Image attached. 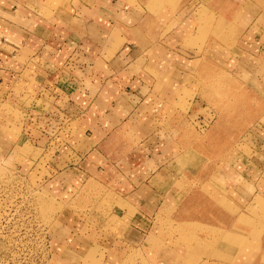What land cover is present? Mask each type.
Returning a JSON list of instances; mask_svg holds the SVG:
<instances>
[{
    "label": "crops",
    "instance_id": "obj_1",
    "mask_svg": "<svg viewBox=\"0 0 264 264\" xmlns=\"http://www.w3.org/2000/svg\"><path fill=\"white\" fill-rule=\"evenodd\" d=\"M206 66L253 120L209 165L172 132ZM0 87L30 103L7 157L48 172L60 264H264V0H0Z\"/></svg>",
    "mask_w": 264,
    "mask_h": 264
},
{
    "label": "rangeland",
    "instance_id": "obj_2",
    "mask_svg": "<svg viewBox=\"0 0 264 264\" xmlns=\"http://www.w3.org/2000/svg\"><path fill=\"white\" fill-rule=\"evenodd\" d=\"M197 80L199 87L195 89L200 91V100L195 104L187 101L177 104V131L172 132L176 137L179 131L185 133L187 145L198 147L196 153L209 165L223 151L218 146L224 145L229 135L227 130L231 127L242 130L236 128L253 120L243 117L241 92L238 97L228 73L206 66ZM3 90L0 87V264H60L57 259L62 257V248L54 237L56 217L63 207L61 200L49 190L45 179L48 172L44 166H38L31 175H22L7 157L13 150V131L26 118L25 108L30 103L23 105L21 92L11 94ZM204 119L205 124L200 123ZM210 231L203 228L200 234L206 237ZM94 249L100 262L104 250ZM252 252L258 254V248ZM138 264L151 263L142 260Z\"/></svg>",
    "mask_w": 264,
    "mask_h": 264
},
{
    "label": "built area",
    "instance_id": "obj_3",
    "mask_svg": "<svg viewBox=\"0 0 264 264\" xmlns=\"http://www.w3.org/2000/svg\"><path fill=\"white\" fill-rule=\"evenodd\" d=\"M3 258V257H2Z\"/></svg>",
    "mask_w": 264,
    "mask_h": 264
}]
</instances>
